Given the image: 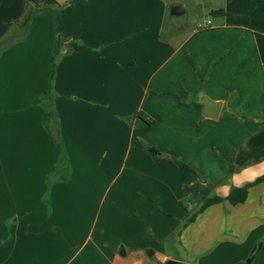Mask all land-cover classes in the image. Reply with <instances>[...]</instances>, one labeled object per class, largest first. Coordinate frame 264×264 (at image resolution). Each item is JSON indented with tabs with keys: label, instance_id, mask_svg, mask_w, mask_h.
<instances>
[{
	"label": "crops",
	"instance_id": "1",
	"mask_svg": "<svg viewBox=\"0 0 264 264\" xmlns=\"http://www.w3.org/2000/svg\"><path fill=\"white\" fill-rule=\"evenodd\" d=\"M68 3L0 0V264H264V1Z\"/></svg>",
	"mask_w": 264,
	"mask_h": 264
},
{
	"label": "trees",
	"instance_id": "2",
	"mask_svg": "<svg viewBox=\"0 0 264 264\" xmlns=\"http://www.w3.org/2000/svg\"><path fill=\"white\" fill-rule=\"evenodd\" d=\"M257 2H261L264 0H256ZM68 5L60 12V14H64L66 12H68L71 9V0H68ZM222 10H217L214 12H221ZM54 69H55V64L54 61L52 59V64H51V73H50V77H49V84L42 96V99L40 100V105L42 106L43 109V117L44 120H49L50 117H52L53 115V110H52V99H53V94L51 92V87H52V80H53V75H54ZM47 128V126H46ZM56 135H54V141L56 143V145L58 146V148L60 149V154L62 153V155H64V147L63 144L60 140L59 134L57 132L56 129ZM180 164V163H179ZM181 166H183V164H180ZM262 180V177H259L257 179H255L253 182L246 184L243 187H238V188H234L231 190V192L225 197H212V198H207L204 203L202 204V206L194 213H192L190 215V217H188V222L193 220L195 217V214L197 212H200L201 210H203L207 205L214 203V202H219L222 200H228L231 204H235L237 202H241L244 201L245 197H246V191L247 188L251 185H254L258 182H260Z\"/></svg>",
	"mask_w": 264,
	"mask_h": 264
},
{
	"label": "water",
	"instance_id": "3",
	"mask_svg": "<svg viewBox=\"0 0 264 264\" xmlns=\"http://www.w3.org/2000/svg\"><path fill=\"white\" fill-rule=\"evenodd\" d=\"M183 13L182 5L178 2H170L169 3V14L170 15H180ZM201 102L203 103V114L209 118H216L218 112L220 110L221 103L219 101H212L206 97L201 98ZM258 246L253 249L255 252L258 249ZM252 259V255L246 260V262H250ZM164 264H191L182 261H178L175 259H167Z\"/></svg>",
	"mask_w": 264,
	"mask_h": 264
},
{
	"label": "rangeland",
	"instance_id": "4",
	"mask_svg": "<svg viewBox=\"0 0 264 264\" xmlns=\"http://www.w3.org/2000/svg\"><path fill=\"white\" fill-rule=\"evenodd\" d=\"M173 19H175L176 21H184L185 15L183 14V15L175 16V17H173ZM42 113H43V110H42Z\"/></svg>",
	"mask_w": 264,
	"mask_h": 264
},
{
	"label": "built area",
	"instance_id": "5",
	"mask_svg": "<svg viewBox=\"0 0 264 264\" xmlns=\"http://www.w3.org/2000/svg\"><path fill=\"white\" fill-rule=\"evenodd\" d=\"M205 22H206L207 25L210 23V21L208 19H206ZM199 27L202 28V25H199Z\"/></svg>",
	"mask_w": 264,
	"mask_h": 264
}]
</instances>
